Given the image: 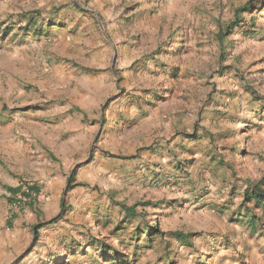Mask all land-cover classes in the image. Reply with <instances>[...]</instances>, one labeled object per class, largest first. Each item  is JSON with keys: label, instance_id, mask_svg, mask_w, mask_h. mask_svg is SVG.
<instances>
[{"label": "rangeland", "instance_id": "obj_1", "mask_svg": "<svg viewBox=\"0 0 264 264\" xmlns=\"http://www.w3.org/2000/svg\"><path fill=\"white\" fill-rule=\"evenodd\" d=\"M258 183L264 0H0V237L27 235L12 264H252Z\"/></svg>", "mask_w": 264, "mask_h": 264}, {"label": "trees", "instance_id": "obj_2", "mask_svg": "<svg viewBox=\"0 0 264 264\" xmlns=\"http://www.w3.org/2000/svg\"><path fill=\"white\" fill-rule=\"evenodd\" d=\"M239 12L238 11V15L236 16V24H238L239 22H241L240 18H239ZM72 179L70 178L68 180V189L70 190L71 185H72ZM29 193L32 194H36L39 195L40 191L39 189L35 188V187H27ZM9 192L13 193L14 195H16L17 193L21 194V196H25V197H29L30 194L23 192V187H19L16 189L13 188H9L8 189ZM248 204V205H247ZM140 205H134L132 207H123V210L126 214L130 215V216H135L137 214V208ZM243 207L247 210V212H249L250 214H254L253 218H252V222L249 223L250 226H255V223H259L261 226H264V188H263V184L262 183H258L257 185L248 188L245 191V195H244V205ZM60 209H61V215L65 212L66 210V201L63 198L61 200L60 203ZM258 210L260 211V216L259 215H255V211ZM256 219V220H254ZM56 220L52 221V223H54ZM152 231L149 233L148 235V242L152 243L153 242V238H154V233H158V229L157 227H152L151 228ZM35 240H38V232L35 230ZM186 241H188L186 239ZM97 248V247H95ZM101 255H108L107 251H106V247H100L99 251H98Z\"/></svg>", "mask_w": 264, "mask_h": 264}, {"label": "crops", "instance_id": "obj_3", "mask_svg": "<svg viewBox=\"0 0 264 264\" xmlns=\"http://www.w3.org/2000/svg\"><path fill=\"white\" fill-rule=\"evenodd\" d=\"M26 229L18 230L14 235L0 237V264L9 263L16 256V247L26 239ZM7 238V240H5ZM13 262L11 261L10 264ZM24 264V263H22ZM252 264H264V253L255 258Z\"/></svg>", "mask_w": 264, "mask_h": 264}, {"label": "built area", "instance_id": "obj_4", "mask_svg": "<svg viewBox=\"0 0 264 264\" xmlns=\"http://www.w3.org/2000/svg\"><path fill=\"white\" fill-rule=\"evenodd\" d=\"M23 192L30 194L29 198H27L25 196H21V200H23V202H27L28 200H30L32 198L33 194L29 193L26 186H23Z\"/></svg>", "mask_w": 264, "mask_h": 264}]
</instances>
